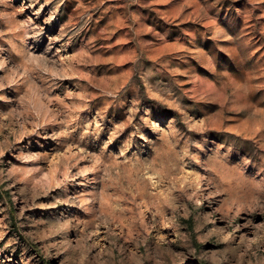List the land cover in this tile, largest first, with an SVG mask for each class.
Listing matches in <instances>:
<instances>
[{"label": "rangeland", "instance_id": "obj_1", "mask_svg": "<svg viewBox=\"0 0 264 264\" xmlns=\"http://www.w3.org/2000/svg\"><path fill=\"white\" fill-rule=\"evenodd\" d=\"M0 264H264V0H0Z\"/></svg>", "mask_w": 264, "mask_h": 264}]
</instances>
